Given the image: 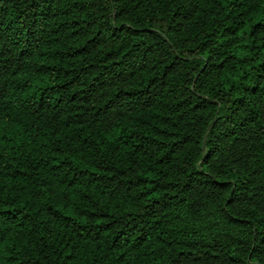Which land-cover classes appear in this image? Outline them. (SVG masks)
I'll return each mask as SVG.
<instances>
[{"label":"trees","instance_id":"obj_1","mask_svg":"<svg viewBox=\"0 0 264 264\" xmlns=\"http://www.w3.org/2000/svg\"><path fill=\"white\" fill-rule=\"evenodd\" d=\"M0 264H264V0H0Z\"/></svg>","mask_w":264,"mask_h":264}]
</instances>
